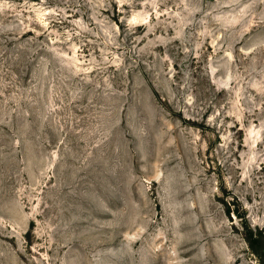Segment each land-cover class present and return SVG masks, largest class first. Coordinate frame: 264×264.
Returning <instances> with one entry per match:
<instances>
[{"label": "rangeland", "instance_id": "374dc122", "mask_svg": "<svg viewBox=\"0 0 264 264\" xmlns=\"http://www.w3.org/2000/svg\"><path fill=\"white\" fill-rule=\"evenodd\" d=\"M264 0H0V264H264Z\"/></svg>", "mask_w": 264, "mask_h": 264}, {"label": "trees", "instance_id": "16d2710c", "mask_svg": "<svg viewBox=\"0 0 264 264\" xmlns=\"http://www.w3.org/2000/svg\"><path fill=\"white\" fill-rule=\"evenodd\" d=\"M245 228V238L252 250L256 251L259 242L264 240V234L262 231L259 230L253 231L247 227Z\"/></svg>", "mask_w": 264, "mask_h": 264}]
</instances>
